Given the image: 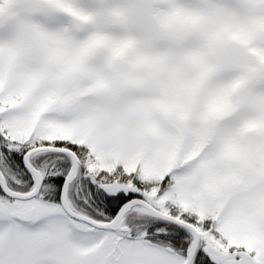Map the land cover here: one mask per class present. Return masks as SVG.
<instances>
[{"label":"snow or ice","instance_id":"snow-or-ice-1","mask_svg":"<svg viewBox=\"0 0 264 264\" xmlns=\"http://www.w3.org/2000/svg\"><path fill=\"white\" fill-rule=\"evenodd\" d=\"M0 264H264V0H0Z\"/></svg>","mask_w":264,"mask_h":264}]
</instances>
